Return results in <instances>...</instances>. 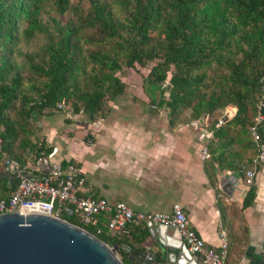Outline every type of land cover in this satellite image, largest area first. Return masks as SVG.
I'll return each instance as SVG.
<instances>
[{"label": "trees", "instance_id": "trees-1", "mask_svg": "<svg viewBox=\"0 0 264 264\" xmlns=\"http://www.w3.org/2000/svg\"><path fill=\"white\" fill-rule=\"evenodd\" d=\"M150 62L145 81L152 88L145 91L159 107L169 109L172 125L185 123L188 111L191 121L208 117L215 138L207 145V174L212 178L221 169L235 171L246 182L245 167L257 153L249 125L256 121L258 104L264 103V0H0L4 152L22 167L36 162L52 151L44 150L36 114L64 102L91 121L105 118L110 102L126 89L117 73L124 65ZM232 105L236 115L217 127ZM260 131L264 138V124ZM250 150L255 155L248 162ZM69 164L73 162L63 161V170ZM20 180L10 184L8 177L1 179L0 200L9 199ZM256 189L254 180L241 213L252 205ZM231 208L239 214L237 207ZM61 217L111 246L129 243L135 248V242L141 248L145 239L137 233L139 226L123 235L110 234L104 215L91 224L66 209ZM99 226L102 233H97ZM241 232L239 255L247 231ZM121 257L134 264L124 250Z\"/></svg>", "mask_w": 264, "mask_h": 264}, {"label": "crops", "instance_id": "crops-1", "mask_svg": "<svg viewBox=\"0 0 264 264\" xmlns=\"http://www.w3.org/2000/svg\"><path fill=\"white\" fill-rule=\"evenodd\" d=\"M125 107L117 102L109 117L96 121L80 118L81 112L68 115L66 110L36 114L44 150L52 149L43 156L50 155V164H62V169L63 161H72L65 173L76 171L84 176L90 193L111 203L125 201L134 211L143 212H170L174 204H181L209 246L220 247L221 230L226 231L232 247L228 264H264V165L255 179L256 197L241 213L249 189L242 176L224 170L212 185L204 163L193 159L189 138L193 132L202 157L206 145L200 139L202 127L192 125V132L186 128L177 132L156 123L145 125V117L151 121L156 115L142 108L138 110L143 113L141 121L130 124L120 117L127 111ZM89 137L95 138L94 144L88 143ZM36 162L28 161L25 167ZM226 204L228 209H224ZM231 207H237L240 215ZM68 212L73 213L72 208ZM243 228L246 244L239 255L237 238ZM170 231L176 229L170 227ZM137 233L145 234L141 249H156L149 222L139 225ZM136 244L135 248H140Z\"/></svg>", "mask_w": 264, "mask_h": 264}, {"label": "water", "instance_id": "water-1", "mask_svg": "<svg viewBox=\"0 0 264 264\" xmlns=\"http://www.w3.org/2000/svg\"><path fill=\"white\" fill-rule=\"evenodd\" d=\"M5 163L6 153L0 151V180L8 177L10 184L23 176L40 180L65 174L62 164H50V155L33 167L10 168ZM149 224L156 249L134 248L129 243L111 246L84 227L54 215L1 213L0 264H126L123 250L134 264H202L177 230L171 232L161 223Z\"/></svg>", "mask_w": 264, "mask_h": 264}, {"label": "built area", "instance_id": "built-area-1", "mask_svg": "<svg viewBox=\"0 0 264 264\" xmlns=\"http://www.w3.org/2000/svg\"><path fill=\"white\" fill-rule=\"evenodd\" d=\"M166 83L168 84V81ZM263 108V102L258 104L259 110L256 121L249 125L250 133L257 143V153L251 166L245 167L247 177L245 183L247 185L254 182L260 167L264 165V138L260 131V125L264 124ZM55 110H66L68 115L73 113V109L65 105L64 102H59ZM236 113L237 109L235 107H227L216 126H221L227 120L233 118ZM207 122V116L201 118V120L195 119L190 122L191 125L202 127L200 139L206 143L202 151L204 159L211 157L207 145L215 138L214 131L208 128ZM0 151H4L1 136ZM5 164L10 168L20 166L17 160L7 155ZM66 207L73 208L74 213L84 224L94 223L100 215L107 216L105 229L113 235L129 233L131 226H139L146 222L168 225L180 233L189 250L198 254L203 264H228L229 240L226 231L221 230L220 247H211L192 226L191 220L181 204H174L170 212L134 211L125 201L120 200L111 203L104 197L91 194L86 178L74 171L40 180L23 176L12 191L10 198L0 200V214L14 211L23 214L39 212L61 217V212ZM103 231L104 228L101 226L97 228V233Z\"/></svg>", "mask_w": 264, "mask_h": 264}, {"label": "rangeland", "instance_id": "rangeland-1", "mask_svg": "<svg viewBox=\"0 0 264 264\" xmlns=\"http://www.w3.org/2000/svg\"><path fill=\"white\" fill-rule=\"evenodd\" d=\"M152 63H148L145 66H141L139 64H136L134 67H128L126 65L123 66L122 70H120L117 75L121 78V80L126 84L125 92L121 95H119L113 102H110L112 106V110L108 114L107 117H109L112 114L113 107L115 103L120 102V104H123L126 106L125 108L127 111H123L120 115L123 119H125L130 124H134L137 121H141V115L142 112H139V108L144 109L148 114L156 115L153 120L147 121V117H145L146 121L141 122L142 124L150 125V123H156L160 125L162 128L168 127L172 131L179 132L183 129H188L190 132H192V125L190 124L191 117L190 112H186L185 116L187 117V121L185 123L177 122L176 124H171L170 122V111L166 106L158 107L157 103H154L147 95L145 91V87L150 91L152 88L149 84L146 85L145 78L149 74L151 69ZM167 83L165 82L163 87H165ZM165 96L168 97L169 93L168 91L165 92ZM142 97V98H141ZM157 100L160 97V93L156 95ZM144 98V99H143ZM235 106H230L229 108H233ZM236 108V107H235ZM237 109V108H236ZM80 118H87V115L83 112L80 113ZM106 118V117H105ZM192 135L190 136L191 144L193 145V159L197 160L200 159L204 165L210 161V158L204 159L203 157H200L197 148H196V137L195 134L192 132ZM87 141L89 144L95 143L94 137L87 138ZM255 155V150H250L247 152L246 160L250 162V158H252ZM250 164V163H249ZM215 166H218L215 164ZM263 165L260 167V170L262 169ZM220 169V167H218ZM218 173L224 172V170H218ZM242 178V177H241ZM212 185H216V176L211 178ZM256 181V180H255ZM89 185V184H88ZM92 190V189H91ZM94 192V190H92Z\"/></svg>", "mask_w": 264, "mask_h": 264}]
</instances>
